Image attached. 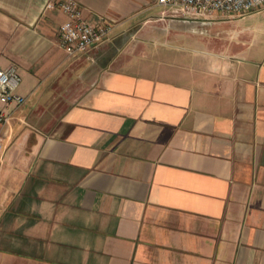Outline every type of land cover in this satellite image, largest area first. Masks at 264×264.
Listing matches in <instances>:
<instances>
[{
  "label": "crops",
  "instance_id": "1",
  "mask_svg": "<svg viewBox=\"0 0 264 264\" xmlns=\"http://www.w3.org/2000/svg\"><path fill=\"white\" fill-rule=\"evenodd\" d=\"M49 1L0 0V264H264V10L78 0L117 25L70 55Z\"/></svg>",
  "mask_w": 264,
  "mask_h": 264
},
{
  "label": "built area",
  "instance_id": "2",
  "mask_svg": "<svg viewBox=\"0 0 264 264\" xmlns=\"http://www.w3.org/2000/svg\"><path fill=\"white\" fill-rule=\"evenodd\" d=\"M158 4L172 9L174 15L210 20L216 14L246 16L264 10V0H158ZM60 8L67 16L59 28L60 46L70 55H78L97 48L109 41L117 25L116 19L105 15L98 23L84 16L78 0H50L46 10ZM23 77L12 64L0 66V123L9 122L11 116L4 109L6 104L23 105L27 97L19 92ZM4 139L0 135V158L4 152Z\"/></svg>",
  "mask_w": 264,
  "mask_h": 264
},
{
  "label": "rangeland",
  "instance_id": "3",
  "mask_svg": "<svg viewBox=\"0 0 264 264\" xmlns=\"http://www.w3.org/2000/svg\"><path fill=\"white\" fill-rule=\"evenodd\" d=\"M163 8H164V6H162V5L159 6L158 8L155 9L154 14H155V15H158L159 12H160V10H162Z\"/></svg>",
  "mask_w": 264,
  "mask_h": 264
},
{
  "label": "clouds",
  "instance_id": "4",
  "mask_svg": "<svg viewBox=\"0 0 264 264\" xmlns=\"http://www.w3.org/2000/svg\"><path fill=\"white\" fill-rule=\"evenodd\" d=\"M224 71H225V72L227 71V66L224 67Z\"/></svg>",
  "mask_w": 264,
  "mask_h": 264
}]
</instances>
